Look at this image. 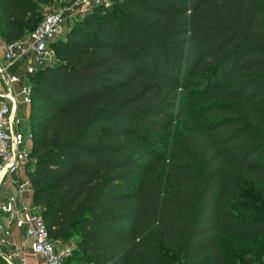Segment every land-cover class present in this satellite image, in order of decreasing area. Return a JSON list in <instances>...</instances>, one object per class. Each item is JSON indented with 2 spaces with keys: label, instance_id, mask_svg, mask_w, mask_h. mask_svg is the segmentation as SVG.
<instances>
[{
  "label": "trees",
  "instance_id": "1",
  "mask_svg": "<svg viewBox=\"0 0 264 264\" xmlns=\"http://www.w3.org/2000/svg\"><path fill=\"white\" fill-rule=\"evenodd\" d=\"M54 2L0 0L6 43ZM112 2L27 74L33 203L74 264H226L264 237L261 0Z\"/></svg>",
  "mask_w": 264,
  "mask_h": 264
},
{
  "label": "built area",
  "instance_id": "2",
  "mask_svg": "<svg viewBox=\"0 0 264 264\" xmlns=\"http://www.w3.org/2000/svg\"><path fill=\"white\" fill-rule=\"evenodd\" d=\"M91 2L83 0L82 7ZM69 10L65 7L46 12L33 32L16 42L5 43L0 52V214L5 217L0 221V253L9 264H16L13 257L17 254H7L1 249L9 245L13 229L25 231L32 253L41 256L46 264H65L70 256L68 248L51 239L39 207L33 200H24L33 196L27 169L34 161L31 153L34 133L29 117L34 94L32 86L11 71L21 60L26 61V74L55 63L51 44L64 32ZM22 105L27 108L26 113L20 111ZM14 178L19 180L15 182ZM13 184L17 185L16 193L3 191V186ZM19 256L21 264H28L24 256Z\"/></svg>",
  "mask_w": 264,
  "mask_h": 264
},
{
  "label": "rangeland",
  "instance_id": "3",
  "mask_svg": "<svg viewBox=\"0 0 264 264\" xmlns=\"http://www.w3.org/2000/svg\"><path fill=\"white\" fill-rule=\"evenodd\" d=\"M83 0H55L54 4L45 9L44 12L57 10L59 8L68 7L70 10L66 15V24L64 32L61 33L56 41L64 39L67 33L89 12L96 11L101 5L111 7L113 0H92L88 7H82ZM260 12L264 14V0H261ZM261 18H263L260 15ZM26 61L21 60L17 62L11 69L15 74L20 75L24 79V83H28V77L26 74ZM20 111L22 113L27 112L25 106H21ZM192 111H187L183 115L184 117H191ZM28 122V121H27ZM27 125L29 124L26 123ZM179 123L178 126L179 127ZM24 127L23 129H26ZM6 185L3 186V191H5ZM32 188V187H31ZM33 190V189H32ZM40 212V211H39ZM41 214V212H40ZM223 246L227 252L226 264H264V237H258L253 240L239 239L235 236H223L221 239ZM64 248H68L70 251V256L66 258L65 264H74L77 258L71 257L74 255V244L72 240L62 243Z\"/></svg>",
  "mask_w": 264,
  "mask_h": 264
},
{
  "label": "crops",
  "instance_id": "4",
  "mask_svg": "<svg viewBox=\"0 0 264 264\" xmlns=\"http://www.w3.org/2000/svg\"><path fill=\"white\" fill-rule=\"evenodd\" d=\"M6 41L4 40L3 36L0 33V52L3 49L4 44ZM15 182H17L19 179L14 178ZM6 191L9 193H16L17 192V185H14L12 187L8 186L5 188ZM25 202H31L33 200V196L28 195L26 198L24 197ZM5 217L0 214V221H4ZM30 239L26 237V233L23 230L19 229H13L12 236L9 240V245L2 247V252L7 254H17L13 257L16 264H21V258L19 255L24 256L28 262V264H46L44 259L41 256L34 255L31 251L30 247Z\"/></svg>",
  "mask_w": 264,
  "mask_h": 264
}]
</instances>
